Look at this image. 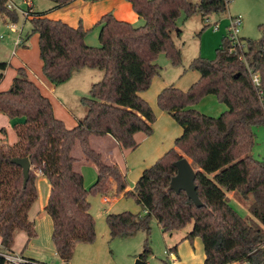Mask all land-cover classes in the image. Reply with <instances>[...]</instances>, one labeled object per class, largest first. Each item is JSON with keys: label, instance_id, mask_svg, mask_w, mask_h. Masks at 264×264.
<instances>
[{"label": "trees", "instance_id": "16d2710c", "mask_svg": "<svg viewBox=\"0 0 264 264\" xmlns=\"http://www.w3.org/2000/svg\"><path fill=\"white\" fill-rule=\"evenodd\" d=\"M49 1L56 10L76 0ZM126 1L144 25L135 27L107 14L98 23V47L86 44L87 31L82 26L73 28L51 20L47 12L33 11L27 19L32 30L25 41L38 34L42 71L53 84L66 83L84 69L102 71L103 78L92 85L88 97L81 99L86 114L73 129L55 117L51 101L24 68L17 69L8 90L0 91V115L25 121L17 130L15 144L8 143L5 128L0 131V245L4 249L12 250L21 232L26 233L28 243L37 237L29 211L37 200L39 172L51 185L45 211L53 222L52 241L60 260L69 264L78 244L95 241L89 192L83 175L75 169L78 159L72 156L73 148L79 144L85 160L98 169L94 192L108 193L110 181L116 185L117 195L125 192L127 177L117 166L104 163L101 154L91 147V138L110 136L122 149L136 150L137 134L151 136L156 116L141 93L160 76L157 59L161 53L173 65L180 63L181 50L175 45L174 34L183 12L187 19L197 14L209 19L229 7V0H200L197 4L191 0ZM8 3L0 0V15L15 23L18 15L8 9ZM259 31V40L241 38L240 47H234L230 37H225L213 61L195 59L190 68L199 72L200 79L189 90L170 86L159 93L158 106L172 116L183 134L175 148L143 172L134 191L125 193L133 196L146 214L107 216L111 239L130 238L141 231L150 236L153 219L164 234L170 235L193 224L185 240L203 241L204 264H229L249 258L264 241V163L251 155L254 128L264 125V110L249 73L251 69L260 74L264 91V24ZM7 68V63H0V83ZM207 95L217 96L227 111L215 118L193 109ZM179 151L191 160L193 168L198 167L195 183L201 208L185 192L171 189L177 175L174 163L184 158ZM16 158L30 161L26 185L23 170L12 163ZM228 192H238L245 200L253 198L249 211L256 222L244 220L234 211ZM150 253L146 247L138 259L146 264Z\"/></svg>", "mask_w": 264, "mask_h": 264}, {"label": "rangeland", "instance_id": "374dc122", "mask_svg": "<svg viewBox=\"0 0 264 264\" xmlns=\"http://www.w3.org/2000/svg\"><path fill=\"white\" fill-rule=\"evenodd\" d=\"M9 1L15 3L22 10L27 9L23 5L24 0ZM199 1L191 0L194 4L199 3ZM50 4L52 2L49 0H35L33 11H44ZM20 11L16 10L18 15V21L15 22L17 33H13L9 29V26L14 22L8 16L0 15V62H7L14 58L13 52H19L23 48L20 46L17 50H14V41L21 35V38H25L32 30L30 21ZM239 16L242 18L240 37L242 39L259 40L261 38L259 26L264 24V0H229L227 12L213 14L209 19H203L198 14L187 19L183 12L178 21V30L181 33L175 32L174 34L175 45L181 50L180 63L173 65L167 55L161 53L157 59V64L161 67L160 76L155 77L150 88L141 93V97L148 102L156 116L153 134L151 136L142 133L137 135L136 141L139 147L136 150L113 149L108 144H103L101 147L103 154L109 160H112V157L117 159L120 170H123L126 174L127 191L131 192V188L134 191L143 171L153 166L169 150L175 148L176 140L182 135V128L171 115L158 106L159 93L163 88L170 86L182 91L189 90L200 79L199 72L190 68L192 62L199 57L210 61L215 60L224 38L228 36L231 18ZM208 20L209 22H207ZM1 37L4 39H1ZM88 71L87 69L82 70L80 76V73L75 75L76 81L66 82L60 84V86L75 87L79 92L87 93V96H89L90 88L99 80H97V77L92 76H86L90 77V79H86L84 74H87ZM193 109L215 118L220 117L227 111V107L215 95L203 97L193 106ZM77 113L79 114L80 111ZM254 135L255 143L251 155L256 160L264 163V127H255ZM179 154L186 158L182 152L179 151ZM189 161L191 162V160ZM80 163H82L81 160H78V164ZM79 169L84 171L82 175L85 189L89 192L88 200L91 204V213L95 219L96 239L92 244H80V249L79 247L75 249L73 259L69 264H136L139 255L143 253L146 247L151 250L146 264H172L168 259L167 252L170 249L173 250V241L170 234L164 235L161 233L154 219L150 225V236H147L146 233H138L130 238L111 239L107 225L108 215L124 212L139 214L143 209L137 204L133 196H125L124 193L112 198L110 203H103V195L92 190L98 179V173L94 167L83 162ZM194 169L197 170L198 167L194 165ZM112 185L113 182L110 181L109 186H107L108 191L113 189ZM227 196L230 200V206L242 219H253L249 211V206L253 202L252 197L245 200L238 192H228ZM253 220L255 221V219ZM192 228L193 224L174 234L184 236ZM147 237L148 242H146ZM83 247H86L84 251H82ZM15 248H21L28 257L46 264H64L56 254L50 228H46L45 224L42 229L37 230V237L30 243H28L26 233L21 232L16 239ZM191 248L199 251L201 246L191 244ZM172 252L177 253L176 250ZM198 255L200 256H197V258H186L187 261L183 264H204L202 254Z\"/></svg>", "mask_w": 264, "mask_h": 264}, {"label": "crops", "instance_id": "0c3cea01", "mask_svg": "<svg viewBox=\"0 0 264 264\" xmlns=\"http://www.w3.org/2000/svg\"><path fill=\"white\" fill-rule=\"evenodd\" d=\"M54 6H55L54 3H52L48 5L46 9H44V11L34 10V12H47L48 13L47 16L49 19L54 21H62L73 28H78L79 26H82L84 30L87 31L85 42L87 45L92 47L100 46L99 35L101 31V26H98V23L102 19V17L107 14H112L115 17V19H117L118 21L127 22L132 24L133 26L141 27V25L142 26L144 25V21L139 17L137 13H135L131 3H129L126 0H76L71 4L67 5L66 7L60 9L53 10ZM25 38L22 37V40L24 42L22 45L23 48L19 52L17 51L16 54H13L14 58H11L7 62H0V63L8 64V68L3 72L4 78L0 83V91L8 90L11 87L13 80L17 75V69L24 68L27 71L29 79L33 81L40 88L42 94L51 101L55 117L63 121L68 129L75 128L78 125V121L82 119L86 114L85 108L81 105V99L84 97H88L87 93L79 92L77 89H75V87L60 86L53 84L43 74L42 71L43 62L40 59L38 34L33 35L29 40L26 39V41ZM15 42L16 40L14 41V50H17L15 48ZM87 70L89 71L86 72L87 74H84L85 77L86 76L97 77V80L99 81L103 78L102 72H98V70H90V69ZM80 75L81 72L79 76ZM75 77L76 76H74L68 82L75 80ZM86 79H90V77H86ZM4 84L5 86L2 87V85ZM78 111H80L79 114L77 113ZM24 123H25L24 119L11 120L5 115H0V131L2 128L6 129L8 136L7 139L10 145L15 144L17 142L18 140L17 130L22 128L23 127L22 125H24ZM182 134H183V129H182ZM90 142H91V147L96 152L101 154L105 164L109 166H117L119 168V163L117 162V159L112 157V160H109L105 156V154H103L101 148L103 144H108L113 149H117V148L122 149L112 137L110 136L92 137ZM72 156L78 160H81L82 163L85 162L87 164H90L91 166L94 167V169L98 173L97 167L94 164L87 162L85 160V157L82 153L79 144H77L73 148ZM82 163L80 164L77 163L75 166L76 171L81 174L82 172H84L83 169H79V166H81ZM120 171L122 172L123 175L126 176L123 170ZM36 187H37V200L35 201V203L33 204L32 208L29 211V219L31 222L35 224L36 233L37 230L42 229V226L44 224L46 228H50L51 239H52L53 222L51 217L45 211L51 194V185L45 176L39 175V177L37 178ZM112 187H113L112 190H110L108 193L103 195L102 198L103 203H108V202L110 203L112 201V198L117 196L116 185L114 183ZM127 190L128 189H126V191L123 193L125 194L126 192H128ZM130 190L132 191L133 188H131ZM139 214L144 216L146 214V211L143 210ZM155 222L157 223L161 233L164 234L158 222L156 220ZM139 233H145V232L141 231ZM19 234L15 238V243L12 247V251L21 253L25 255L27 258L37 260L35 258L28 257L21 248L19 249L15 248L16 239L19 236ZM187 235L188 234L184 236H176V234L174 233L170 235L171 236L170 238L173 241V247L176 248V252H177V253H173L172 249H170L171 252L170 251L167 252V256L170 261H171L170 258L172 257L176 259V261L173 262L172 264H183L185 261H187L186 258L188 257L192 259L197 258V256H200L198 254H202L203 259L205 261V250H204L203 241L200 238H195L193 242H190L188 240H185V237ZM33 240H35V238L32 239L31 241ZM191 244H194V246L200 245L201 246L200 250L199 251L194 250L193 248H191ZM79 246L81 245L78 244L76 249ZM85 249L86 247H83L82 251H84Z\"/></svg>", "mask_w": 264, "mask_h": 264}, {"label": "built area", "instance_id": "2783aa9c", "mask_svg": "<svg viewBox=\"0 0 264 264\" xmlns=\"http://www.w3.org/2000/svg\"><path fill=\"white\" fill-rule=\"evenodd\" d=\"M34 1L35 0H24L23 5L26 6V10H22L18 6L15 5V3L9 1L8 3V9L16 11L21 10L20 12L24 15L26 19L31 18V13L34 9ZM230 26L228 27V36L233 41L234 47H240L241 45V37H240V28L242 25V18L239 17H232L230 20ZM209 22V20L207 21ZM9 29L13 33H17V27L15 23H12L9 26ZM1 39H4L1 37ZM23 40L21 37H19L15 42V48H19L23 45ZM13 54H16L14 52ZM249 73L251 74L252 83L254 87L258 90V95L261 99V102L263 104V110H264V91L262 88V81L261 76L259 73L254 72L253 70L249 69ZM264 127V125H263ZM40 175H42L41 172H39ZM172 257V256H171ZM172 263L176 261L175 258H170ZM0 264H42L41 262H32L30 258H27L25 255L14 252L12 250L4 249L0 245ZM229 264H264V241L260 243V245L256 248V250L250 254L249 258L245 259H239L234 262H231Z\"/></svg>", "mask_w": 264, "mask_h": 264}, {"label": "water", "instance_id": "95a60500", "mask_svg": "<svg viewBox=\"0 0 264 264\" xmlns=\"http://www.w3.org/2000/svg\"><path fill=\"white\" fill-rule=\"evenodd\" d=\"M12 163L19 166L23 170L24 183L26 185L29 180L31 170L29 159L16 158L12 160ZM174 167L177 169V175L171 181V189L176 193L185 192L198 208L203 207V203L199 198L195 183L196 171L193 168L191 162L188 159L183 158L175 162ZM136 264L145 263L141 260H138Z\"/></svg>", "mask_w": 264, "mask_h": 264}]
</instances>
